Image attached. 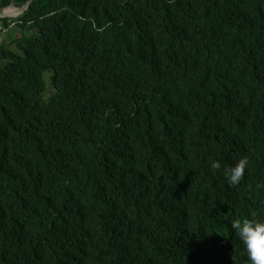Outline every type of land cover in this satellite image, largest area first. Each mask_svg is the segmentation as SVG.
<instances>
[{
    "label": "trees",
    "instance_id": "trees-1",
    "mask_svg": "<svg viewBox=\"0 0 264 264\" xmlns=\"http://www.w3.org/2000/svg\"><path fill=\"white\" fill-rule=\"evenodd\" d=\"M13 25L0 264H248L231 224L264 219V0H35Z\"/></svg>",
    "mask_w": 264,
    "mask_h": 264
},
{
    "label": "clouds",
    "instance_id": "clouds-1",
    "mask_svg": "<svg viewBox=\"0 0 264 264\" xmlns=\"http://www.w3.org/2000/svg\"><path fill=\"white\" fill-rule=\"evenodd\" d=\"M246 165L247 159L242 158L224 170L229 185L238 184L242 180ZM211 167L218 170L221 164L213 161ZM231 228L244 246L248 264H264V219H237L232 222Z\"/></svg>",
    "mask_w": 264,
    "mask_h": 264
},
{
    "label": "rangeland",
    "instance_id": "rangeland-1",
    "mask_svg": "<svg viewBox=\"0 0 264 264\" xmlns=\"http://www.w3.org/2000/svg\"><path fill=\"white\" fill-rule=\"evenodd\" d=\"M16 25H13L12 29L15 28ZM20 33L17 29L3 31V29L0 31V47L1 46H9L14 38ZM48 73L45 75V80H47ZM47 91L44 94L45 99H49V97L53 94L54 89L51 87L50 82L47 81Z\"/></svg>",
    "mask_w": 264,
    "mask_h": 264
},
{
    "label": "water",
    "instance_id": "water-1",
    "mask_svg": "<svg viewBox=\"0 0 264 264\" xmlns=\"http://www.w3.org/2000/svg\"><path fill=\"white\" fill-rule=\"evenodd\" d=\"M35 2V0L28 1L23 7L16 8L13 6H9L7 8L0 9V20L3 19H18L23 16L31 7V5ZM8 10H13V13H7Z\"/></svg>",
    "mask_w": 264,
    "mask_h": 264
},
{
    "label": "bare ground",
    "instance_id": "bare-ground-1",
    "mask_svg": "<svg viewBox=\"0 0 264 264\" xmlns=\"http://www.w3.org/2000/svg\"><path fill=\"white\" fill-rule=\"evenodd\" d=\"M14 11L13 10H8L7 13H13Z\"/></svg>",
    "mask_w": 264,
    "mask_h": 264
},
{
    "label": "built area",
    "instance_id": "built-area-1",
    "mask_svg": "<svg viewBox=\"0 0 264 264\" xmlns=\"http://www.w3.org/2000/svg\"><path fill=\"white\" fill-rule=\"evenodd\" d=\"M3 28L2 27H0V31L2 30Z\"/></svg>",
    "mask_w": 264,
    "mask_h": 264
}]
</instances>
